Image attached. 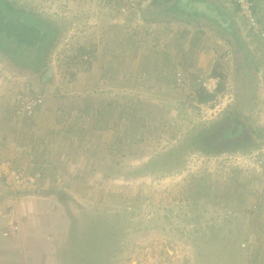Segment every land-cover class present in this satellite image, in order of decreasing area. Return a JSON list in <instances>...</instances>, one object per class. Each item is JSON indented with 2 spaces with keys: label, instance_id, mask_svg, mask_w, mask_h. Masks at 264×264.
Masks as SVG:
<instances>
[{
  "label": "rangeland",
  "instance_id": "rangeland-1",
  "mask_svg": "<svg viewBox=\"0 0 264 264\" xmlns=\"http://www.w3.org/2000/svg\"><path fill=\"white\" fill-rule=\"evenodd\" d=\"M14 1L55 38L0 47V264H264V177L228 157L264 145V0L256 32L206 0L251 76L227 29L167 0ZM214 126L237 148L206 152Z\"/></svg>",
  "mask_w": 264,
  "mask_h": 264
},
{
  "label": "trees",
  "instance_id": "trees-1",
  "mask_svg": "<svg viewBox=\"0 0 264 264\" xmlns=\"http://www.w3.org/2000/svg\"><path fill=\"white\" fill-rule=\"evenodd\" d=\"M166 5L157 8L156 11L173 10L181 7L191 16H204L210 20L218 23L222 28L233 37V41L237 45L238 52L240 53L243 63L244 71L247 76H251L253 69L252 65L248 64L250 59L248 51L242 45L238 33L234 30L233 23L226 18L224 11L216 4H209L206 0H167ZM199 3H206L205 6H200ZM237 7V6H236ZM19 10V11H16ZM255 11V5H254ZM255 13V12H254ZM19 14V15H18ZM0 47L7 50L8 53L16 54L23 57H30V59L39 58L46 52V46L55 38V33L48 25H45L42 20L36 18L34 15L27 14L26 11L21 10L15 5L14 0H0ZM28 52V53H27ZM220 75V74H219ZM198 93L199 102H207L213 98V95L203 88H200ZM236 116L227 114V120L231 125L238 129L242 127V123L235 121ZM223 123V122H221ZM220 124V123H218ZM217 124V125H218ZM213 132L209 131L203 136L200 135L199 140L205 142V151H230L237 148V146H218V142L231 136V128L211 127ZM234 148V149H233ZM70 250V249H69Z\"/></svg>",
  "mask_w": 264,
  "mask_h": 264
},
{
  "label": "built area",
  "instance_id": "built-area-1",
  "mask_svg": "<svg viewBox=\"0 0 264 264\" xmlns=\"http://www.w3.org/2000/svg\"><path fill=\"white\" fill-rule=\"evenodd\" d=\"M133 1V0H131ZM141 1V0H137ZM143 3H151L159 0H142ZM236 6L239 12V15L246 19L248 22V27L253 31H259L258 29V21L254 14V2L253 0H236ZM256 19V20H255ZM263 34V33H262ZM20 99V98H19ZM36 102H28L26 108H31L35 106ZM228 157L234 160L237 164L242 163L241 167L248 168L249 166L255 167V174L264 177V145L260 148L253 150L250 153L242 154L237 153L235 155H228ZM253 164V165H252Z\"/></svg>",
  "mask_w": 264,
  "mask_h": 264
},
{
  "label": "water",
  "instance_id": "water-1",
  "mask_svg": "<svg viewBox=\"0 0 264 264\" xmlns=\"http://www.w3.org/2000/svg\"><path fill=\"white\" fill-rule=\"evenodd\" d=\"M199 5L203 7V6L206 5V3H199ZM50 71H51V68L49 69V73H50ZM235 121H236L237 123H242V124H243V122H242L240 119H238V118H236Z\"/></svg>",
  "mask_w": 264,
  "mask_h": 264
}]
</instances>
